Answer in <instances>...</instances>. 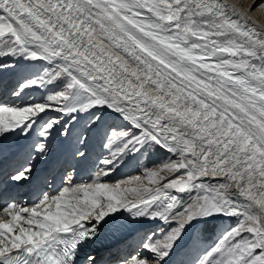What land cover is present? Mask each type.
<instances>
[{"label":"snow or ice","instance_id":"obj_1","mask_svg":"<svg viewBox=\"0 0 264 264\" xmlns=\"http://www.w3.org/2000/svg\"><path fill=\"white\" fill-rule=\"evenodd\" d=\"M257 11L264 0H0V90L15 98L0 104V153L24 143L0 186L38 189L31 206H0V264H105L107 229L140 237L117 264H180L185 241L221 219L191 264H264ZM95 139L107 155L80 181ZM58 146L59 185L39 168ZM159 152L141 175L105 179Z\"/></svg>","mask_w":264,"mask_h":264},{"label":"rangeland","instance_id":"obj_2","mask_svg":"<svg viewBox=\"0 0 264 264\" xmlns=\"http://www.w3.org/2000/svg\"><path fill=\"white\" fill-rule=\"evenodd\" d=\"M242 0H239V3ZM238 3V2H236ZM45 62H41L40 65H44ZM39 65V66H40ZM12 98H10L11 100ZM103 154V152L101 153ZM168 154L164 153V152H159V153H152L149 154L147 157H141L140 160H137L134 164H133V168L131 169L130 173L128 175H126V177L129 176H136V175H141L144 168H151L153 167L155 164L166 160L167 159ZM132 172V174H131ZM123 179V177H122ZM117 180H121V178L117 179ZM116 181V180H115ZM114 182V181H113ZM124 187H137V183H132L130 185H123ZM224 221V222H223ZM230 223H232V221L228 220V219H221L220 221H218L215 225H210L207 228L205 227H201L199 229L196 230V234H195V238L192 239L188 245L186 247L185 250H183L178 257L179 260L184 261L183 258L185 259V256L188 254L189 258H192L196 255V253L203 249L206 248L210 243H212L213 241H215L217 239V237L226 229L229 227ZM186 254V255H185Z\"/></svg>","mask_w":264,"mask_h":264},{"label":"bare ground","instance_id":"obj_3","mask_svg":"<svg viewBox=\"0 0 264 264\" xmlns=\"http://www.w3.org/2000/svg\"><path fill=\"white\" fill-rule=\"evenodd\" d=\"M226 2L228 3V4H235L236 6H237V8L239 9V10H244V9H247L248 8V6L249 5H255V4H258V3H260L261 2V0H242L240 3H239V0H226ZM236 2H238V3H236ZM250 23H251V25L253 26V27H255V28H257L259 31H261V32H264V11H257V12H255L253 15H252V20L250 21ZM11 75H13L12 73H8L6 76H3L2 78H3V80L6 78V77H9V76H11ZM10 79H12V77H10L9 79H8V81H10ZM15 83V82H14ZM11 84V83H10ZM9 84V85H10ZM40 91H42V90H40ZM6 92V91H5ZM38 92L39 91H34L33 92V94L31 95V96H29L28 97V99L29 100H31V97H35L37 94H38ZM40 96H41V93H39V95L36 97L37 99L36 100H38L39 98H40ZM12 99H15L14 97L12 98ZM11 99V100H12ZM33 99V98H32ZM10 101V100H9ZM98 140V139H97ZM63 152V148H62V150L59 152V154L60 153H62ZM103 154L104 155H107V153L106 152H103ZM95 156V155H94ZM61 158L63 159L64 157H63V154L61 155ZM91 160V159H90ZM90 160L88 161V162H86L83 166H82V168H86V166L89 164V162H90ZM88 167V166H87ZM133 168V164L130 166V165H128V163H126L125 165H121V167L117 170V172L116 173H113L110 177H107V178H105V179H108V180H110V181H115V180H117V179H119V178H121L122 179V177L123 178H125L126 177V175H128L130 172V169H132ZM94 173V172H93ZM131 174H132V172H131ZM135 176V175H134ZM89 181V180H88ZM87 182V181H86ZM122 187H124L123 185H122ZM50 191V190H49ZM225 220V219H224ZM224 222V221H223ZM192 239H190V240H186L185 241V246H183L182 248H181V251L179 252V254H178V256L181 254V253H183L182 251L183 250H185L186 249V247L188 246V243L191 241ZM100 251H102V250H100ZM186 255V254H185ZM176 257V260L177 261H179L180 262V264H191V261H192V259L194 258V257H192V258H189L188 257V254L185 256V259L183 258V260L184 261H181V260H179V257ZM117 263V261L116 262H114V261H111V260H109L108 262H106L105 264H116Z\"/></svg>","mask_w":264,"mask_h":264}]
</instances>
